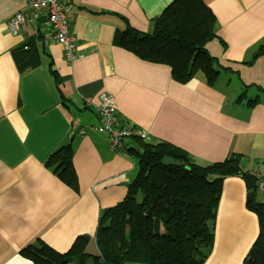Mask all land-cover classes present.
<instances>
[{
  "label": "crops",
  "instance_id": "obj_1",
  "mask_svg": "<svg viewBox=\"0 0 264 264\" xmlns=\"http://www.w3.org/2000/svg\"><path fill=\"white\" fill-rule=\"evenodd\" d=\"M62 1L84 54L74 62L46 17L40 28L29 23L24 33L11 34L7 21L19 10L30 15L27 0H0V264H34L21 250L39 241L66 253L81 235L90 237L86 252L98 255L100 213L125 198L138 172L125 150H112L108 136L93 129L102 92L114 95L119 119L142 128L146 142H168L204 165L239 154L244 171L264 177V52L256 56L264 48V0H203L217 16L219 38L207 45L222 68L215 87L201 73L179 83L168 65L114 43L123 17L150 32L152 19L173 0ZM30 40L37 41L38 64L20 69L15 51ZM75 120L86 134L73 127ZM138 140L127 139L126 149ZM68 143L77 189L47 166ZM249 195L241 174L224 180L206 264H245L259 233ZM255 198L264 202V190L257 188Z\"/></svg>",
  "mask_w": 264,
  "mask_h": 264
},
{
  "label": "trees",
  "instance_id": "obj_2",
  "mask_svg": "<svg viewBox=\"0 0 264 264\" xmlns=\"http://www.w3.org/2000/svg\"><path fill=\"white\" fill-rule=\"evenodd\" d=\"M123 19L125 28L115 36L117 46L144 61L168 65L179 83L186 84L201 73L206 84L215 87L222 68L207 45L219 38L217 16L203 0H173L152 19L150 32L140 31ZM35 42L30 40L15 51L21 54L20 69L38 64L33 57L37 53ZM263 52L264 48L256 56ZM51 73L58 84L62 82L53 67ZM248 88L246 85L245 90ZM244 94L237 101H242ZM125 151L136 162L138 172L125 198L100 213L95 234L98 255L86 252L90 237L81 235L66 253L39 241L22 249V256L34 264H206L214 246V222L224 180L241 174L250 193L247 207L259 222L258 236L244 263L264 264V202L251 196L257 190V179L243 170L242 155L232 154L204 165L168 142L141 139ZM73 153L68 143L50 156L47 166L77 189ZM166 156L182 165L164 164Z\"/></svg>",
  "mask_w": 264,
  "mask_h": 264
},
{
  "label": "built area",
  "instance_id": "obj_3",
  "mask_svg": "<svg viewBox=\"0 0 264 264\" xmlns=\"http://www.w3.org/2000/svg\"><path fill=\"white\" fill-rule=\"evenodd\" d=\"M27 7L30 10L29 16L26 11L19 10L8 19L7 28L11 34L24 33L29 23L39 27L42 17H46L52 28L54 40L63 46L66 60L74 62L84 56L77 50L76 36L71 31L69 13L62 0H27ZM98 112L100 122L93 129L108 136L112 150H125L127 139H147V133L142 128L119 119L114 95L107 92L99 94ZM73 127L78 128L81 135L88 131L78 120L74 121ZM254 174L257 178V188L264 190V177L258 170H255Z\"/></svg>",
  "mask_w": 264,
  "mask_h": 264
},
{
  "label": "water",
  "instance_id": "obj_4",
  "mask_svg": "<svg viewBox=\"0 0 264 264\" xmlns=\"http://www.w3.org/2000/svg\"><path fill=\"white\" fill-rule=\"evenodd\" d=\"M162 162L166 165H171V166H181L182 165L180 160H176L168 156L164 157ZM255 195H256V192H251V196L255 197Z\"/></svg>",
  "mask_w": 264,
  "mask_h": 264
},
{
  "label": "rangeland",
  "instance_id": "obj_5",
  "mask_svg": "<svg viewBox=\"0 0 264 264\" xmlns=\"http://www.w3.org/2000/svg\"><path fill=\"white\" fill-rule=\"evenodd\" d=\"M194 159L196 160V162H198V161H199V160H198L196 157H194ZM199 162H200V161H199ZM199 162H198V163H199Z\"/></svg>",
  "mask_w": 264,
  "mask_h": 264
}]
</instances>
